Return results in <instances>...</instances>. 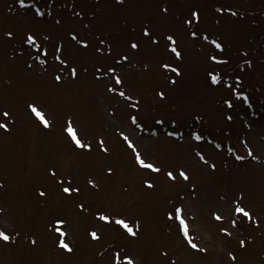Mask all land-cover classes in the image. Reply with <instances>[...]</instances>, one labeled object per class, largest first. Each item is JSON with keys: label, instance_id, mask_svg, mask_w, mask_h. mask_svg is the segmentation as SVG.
Listing matches in <instances>:
<instances>
[{"label": "rangeland", "instance_id": "1", "mask_svg": "<svg viewBox=\"0 0 264 264\" xmlns=\"http://www.w3.org/2000/svg\"><path fill=\"white\" fill-rule=\"evenodd\" d=\"M221 1L239 11L219 13L213 6ZM240 10L248 13L239 18ZM28 34L35 37L31 45ZM216 69L221 75L213 84L209 73ZM69 119L90 150L67 136ZM0 122L9 128L0 129V230L10 237L0 239V264H115L116 253L121 264L125 256L134 264H264V0H24L23 7L0 0ZM118 129L159 173L136 163ZM63 187L80 191L69 195ZM233 201L252 219L234 215ZM176 206L185 210L197 249L168 219Z\"/></svg>", "mask_w": 264, "mask_h": 264}, {"label": "snow or ice", "instance_id": "2", "mask_svg": "<svg viewBox=\"0 0 264 264\" xmlns=\"http://www.w3.org/2000/svg\"><path fill=\"white\" fill-rule=\"evenodd\" d=\"M17 2L23 7L24 6V0H17ZM166 11V9H164ZM37 15H41V13L39 12V10H37L36 12ZM192 17L194 18H198L199 14L195 11H193L191 13ZM186 23H190V21H186ZM7 36L11 37L13 34L11 32H8L6 33ZM144 35L145 36H148L149 35V32L147 31V29L144 30ZM193 36H195V33H192ZM45 39H48L47 37H45ZM72 39H77V37L75 35L72 36ZM166 39L171 42L172 44H174V38L169 35L166 37ZM205 39H207V37H205ZM35 41V37L32 35V34H28L26 36V43L28 44H33ZM152 42L153 43H157V41L155 40V38H152ZM104 41H101V44H103ZM212 43L215 45V47L217 49H220L222 46L220 43L216 42V41H212ZM81 44H83L84 46H87L86 45V42L84 41H81ZM130 47L132 49H136L138 48V44L133 42L131 43ZM59 51V49H57ZM171 52L175 54V56L177 58H180L181 56V53L177 50V48L175 46H172L171 47ZM97 51H99V49H97ZM56 59H60L59 57H56ZM123 59H127V57H123ZM211 60L213 61H216L217 63H225L226 61H220V60H217V57L215 56H212L210 57ZM44 61H41V63H43ZM162 68L164 69H170L172 72H175L177 75H179V70L174 68V67H171L170 65L168 64H162L161 65ZM97 71H100L99 69H97ZM114 71V68H109L108 69V72L111 73ZM70 73L73 77H75L77 75V72H76V69L75 68H72L70 70ZM105 75H107V73H105ZM209 76H210V79H211V82L213 84H216L218 82V77L217 75L215 74H212V73H209ZM61 79V76L60 75H57L55 77V80L57 82H59ZM114 82L116 85H121L123 82L122 80L120 79L119 76H115L114 78ZM174 82V81H173ZM109 92H116V88L112 87L111 85L108 86V89H107ZM119 95L121 97H125V93L124 92H119ZM158 95L163 98L164 96V93L163 92H159ZM126 99H130V97H125ZM225 103H228V101H225ZM28 108L29 110L31 111V113L36 117V119L45 127V128H48L50 127V123H49V120L46 119L45 117V114L43 111H41L40 109H38L34 104H29L28 105ZM3 117L5 118H8L10 116V113L8 111H4L2 113ZM131 120H132V123L133 124H136V118L135 117H131ZM137 127H139V125L137 124ZM0 129H3L5 131H8L9 128H8V124L7 123H4V122H0ZM64 131L66 132L67 136L71 139V141L74 143V145L77 147V148H85V149H91V145L90 144H87V143H84L78 136V131L77 129L73 126V123L71 121V119H69L67 121V126L65 127ZM119 131V129H118ZM119 135L122 137V139L127 143V146L132 149V151L134 152L135 154V160H136V163L142 167V168H145V169H148L154 173H159L160 172V168H158L154 163H151V162H146L145 159H143L141 157V154L139 153V151H137L135 145L132 143V141L129 139V137L123 132V131H119ZM194 135V138L196 140H200L201 139V136L200 135H197V134H193ZM99 145H100V148L102 151L104 152H107L108 149L107 147H105L104 145V141L103 139H100L98 141ZM217 147H219V145H217ZM251 153H249L250 155ZM198 156H200V159L203 160V156H201L199 153H197ZM238 160L240 159H243V157H240V156H237L236 157ZM212 167L214 168L215 165H212ZM108 173L111 174L112 172V169L109 168L107 169ZM52 175H55V172L53 171L52 172ZM166 176L168 177V179L170 180H175L176 179V176L174 175V173L172 171H168L166 172ZM179 176L183 179V180H188L189 177L187 175V173L183 170V169H180L179 170ZM89 185H92L93 187L96 186L95 184V181L89 179L88 181ZM145 185L149 188H152L154 185L152 184L151 181H145L144 182ZM62 191L65 193V194H71L72 192H76V193H79L80 189L79 188H70V187H63L62 188ZM39 195L41 196H44L45 193L43 191H40ZM233 204H234V215H242L243 217L245 218H248V219H252L251 217V214L249 211H246L243 207H241L240 203L237 202V201H233ZM78 207L83 210L84 209V205L83 204H80L78 205ZM168 216V219L169 220H172V219H175L178 221L179 223V230L180 232L182 233V235L184 236V238L187 240L188 244L193 248V249H197L198 246L197 244L193 243L192 241V237L189 235V224L187 222V220L185 219V210L182 206H176L173 211H170L168 212L167 214ZM97 217L99 220L101 221H104V222H109L110 220V217L108 215H105L103 213H97ZM213 218L217 221H220L222 220V216L218 213H213ZM236 220L233 219L231 221V224L233 227L236 226ZM56 224L57 225H63L64 224V221L63 220H57L56 221ZM115 224L119 225L120 227H122L129 235L135 237L137 235V233L133 230V227L129 225V223L125 220V219H121V218H117L115 220ZM57 231H59V228H57ZM221 232H225L227 233V229H221ZM61 237H63L64 233L61 232L60 233ZM90 236L96 240V239H99L98 235H97V232L96 231H92L90 232ZM0 239L4 240V241H8L10 239V237L5 234L4 231L0 230ZM241 246L244 245V241H241ZM60 247L68 250V251H71V249L69 248V245L67 243L64 242L63 239L60 240ZM199 251H205V249L203 248H200ZM229 256H232L231 253H229ZM232 259H235L234 256H232ZM124 260L126 261V264H134V261L128 257V256H125L124 257ZM115 264H121V259H120V253H116L115 254Z\"/></svg>", "mask_w": 264, "mask_h": 264}, {"label": "trees", "instance_id": "3", "mask_svg": "<svg viewBox=\"0 0 264 264\" xmlns=\"http://www.w3.org/2000/svg\"><path fill=\"white\" fill-rule=\"evenodd\" d=\"M213 8H215L216 10H218V12L219 13H221V12H223V11H231V12H233L234 14L237 12V11H239L238 10V8L236 7V6H234L233 4H224L222 1L219 3V4H216V5H214L213 6ZM237 10V11H236ZM193 11H195V12H197L198 10H197V8H196V6H194L193 5V9L191 8L190 9V12H193ZM241 11V15H240V17L239 18H243L244 17V14H246V13H248V12H246V10H240ZM213 19V26L214 25H217V22H219V20L217 19V18H215V17H213L212 18ZM238 20H240V19H238ZM244 21V20H243ZM242 21V22H243ZM252 23H254V24H256V22H252ZM251 26H252V24H251ZM213 39V38H212ZM216 41H218V40H216ZM227 50H229V49H227ZM226 52V50L225 49H223L222 47L220 48V50H219V52ZM229 57V58H228ZM227 58H228V62H229V64H230V62L231 61H229V60H231V58L233 57V55H230V56H228ZM223 59H225L226 60V58H223ZM247 59V58H246ZM248 60V59H247ZM227 61V60H226ZM221 70H219V69H216V71H214V72H212V74H215V75H217V77L219 78V75H221V72H220Z\"/></svg>", "mask_w": 264, "mask_h": 264}]
</instances>
